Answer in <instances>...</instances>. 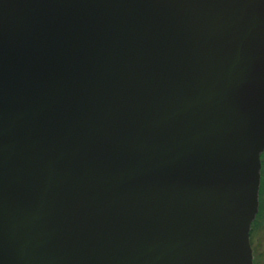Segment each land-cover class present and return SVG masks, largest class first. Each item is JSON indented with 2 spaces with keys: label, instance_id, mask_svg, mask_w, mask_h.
I'll use <instances>...</instances> for the list:
<instances>
[{
  "label": "water",
  "instance_id": "95a60500",
  "mask_svg": "<svg viewBox=\"0 0 264 264\" xmlns=\"http://www.w3.org/2000/svg\"><path fill=\"white\" fill-rule=\"evenodd\" d=\"M264 0H0V264H255Z\"/></svg>",
  "mask_w": 264,
  "mask_h": 264
},
{
  "label": "rangeland",
  "instance_id": "374dc122",
  "mask_svg": "<svg viewBox=\"0 0 264 264\" xmlns=\"http://www.w3.org/2000/svg\"><path fill=\"white\" fill-rule=\"evenodd\" d=\"M251 244L255 264H264V220L260 215L251 230Z\"/></svg>",
  "mask_w": 264,
  "mask_h": 264
},
{
  "label": "snow or ice",
  "instance_id": "6c2138e0",
  "mask_svg": "<svg viewBox=\"0 0 264 264\" xmlns=\"http://www.w3.org/2000/svg\"><path fill=\"white\" fill-rule=\"evenodd\" d=\"M259 159L264 160V155L260 156ZM257 212L260 215L261 219L264 220V183H261L259 186Z\"/></svg>",
  "mask_w": 264,
  "mask_h": 264
},
{
  "label": "flooded vegetation",
  "instance_id": "af4514ba",
  "mask_svg": "<svg viewBox=\"0 0 264 264\" xmlns=\"http://www.w3.org/2000/svg\"><path fill=\"white\" fill-rule=\"evenodd\" d=\"M262 155H264V152ZM261 183H264V160H261Z\"/></svg>",
  "mask_w": 264,
  "mask_h": 264
},
{
  "label": "trees",
  "instance_id": "16d2710c",
  "mask_svg": "<svg viewBox=\"0 0 264 264\" xmlns=\"http://www.w3.org/2000/svg\"><path fill=\"white\" fill-rule=\"evenodd\" d=\"M259 216V214L257 215V217ZM256 221H257V218H256V220L254 221V223H253V225L256 223ZM253 227V226H252Z\"/></svg>",
  "mask_w": 264,
  "mask_h": 264
}]
</instances>
